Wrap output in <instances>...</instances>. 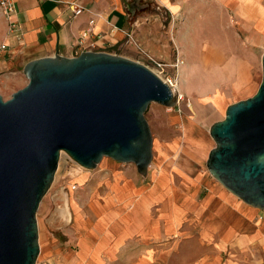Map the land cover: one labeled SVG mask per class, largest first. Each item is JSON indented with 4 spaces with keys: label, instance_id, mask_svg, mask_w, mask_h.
I'll use <instances>...</instances> for the list:
<instances>
[{
    "label": "crops",
    "instance_id": "obj_1",
    "mask_svg": "<svg viewBox=\"0 0 264 264\" xmlns=\"http://www.w3.org/2000/svg\"><path fill=\"white\" fill-rule=\"evenodd\" d=\"M71 2L81 5L83 11L74 16L69 8ZM13 3L9 21L5 18L7 32L2 44L6 49L0 51V71L17 70L19 66L23 69L28 61L52 56L56 51L74 57L85 50L110 52L116 46L131 49L139 46L166 63L173 61L177 49L185 60L178 82L190 83L194 79L196 87H203L201 94H210L208 88L247 89L254 94L259 86L264 53V0H13ZM11 24L16 27L13 35L9 34ZM87 28L91 32L80 46L81 34ZM172 71L167 69L169 74ZM208 101L216 100L212 97ZM146 175L118 171L93 181L106 184L108 189L104 203L98 199L94 202L98 230L92 231L102 238L91 243L90 236H82L73 260L76 264H158L169 247L164 239L180 232L178 228L185 216L194 227L199 224L200 215L205 241L216 238L223 247L228 245L229 238L249 243L254 262L264 264V216L255 208L235 205L228 207L227 213H216L210 202L219 204L227 197L216 187V192L198 207L173 191L169 211L170 187L163 177L154 176L151 181L146 180ZM193 178L200 181L198 176ZM69 201L67 197L65 207ZM213 222L215 232L211 233ZM107 224L112 226L108 233ZM207 257L206 254L205 263Z\"/></svg>",
    "mask_w": 264,
    "mask_h": 264
},
{
    "label": "water",
    "instance_id": "obj_2",
    "mask_svg": "<svg viewBox=\"0 0 264 264\" xmlns=\"http://www.w3.org/2000/svg\"><path fill=\"white\" fill-rule=\"evenodd\" d=\"M22 72L27 84L7 100L0 95V264H36L37 210L62 152L88 170L109 157L145 176L153 156L145 111L152 102L178 103L152 69L106 51H56L28 61ZM209 134V173L264 211V53L256 92L228 105Z\"/></svg>",
    "mask_w": 264,
    "mask_h": 264
},
{
    "label": "rangeland",
    "instance_id": "obj_3",
    "mask_svg": "<svg viewBox=\"0 0 264 264\" xmlns=\"http://www.w3.org/2000/svg\"><path fill=\"white\" fill-rule=\"evenodd\" d=\"M166 20H169V16ZM6 32L5 16L0 10V46ZM109 51L137 61V49L116 46ZM184 65L185 60L179 71L185 67ZM14 69L9 71L4 68L0 71V95L4 100L9 99L12 93L27 84L21 66L17 70ZM172 72L171 75H174L175 70ZM260 81L261 68L258 83ZM194 84V79L190 83L177 82L178 92L187 93L182 96L179 110L155 102L150 103L146 109L144 116L153 139V156L146 180L152 181L154 176L163 177L166 185L170 187L169 211L172 209L173 191L198 207L209 194L216 192V187L227 196L223 197L219 204L210 202V207L214 208L216 213L223 214L225 211L227 213L228 207L235 205L250 209L252 207L230 193L209 173L206 160L209 151L215 147V142L209 134L210 126L224 118L228 105L253 94L247 89L231 91L226 88H208L210 94H201L203 87H196ZM212 97L216 101H208ZM188 132L201 141L202 153L196 150L197 144L186 141ZM181 145L192 149V152L185 151ZM193 149L197 152L195 153ZM118 171L127 175L138 173L133 163H121L109 157H104L95 169L88 170L79 166L66 153H61L54 180L37 210L40 252L36 264H76L73 260L79 251L81 237L90 236L91 243H96L102 238L95 233L96 231H92L98 230L94 202L98 199L104 203L108 189L106 184H96L93 181L98 176L112 175ZM195 176L200 177V181L196 182L193 178ZM74 183L77 184V188L72 190L71 186ZM67 197L70 198V215L65 207ZM72 201L76 203V208L72 206ZM253 210L264 216L258 209ZM198 218L199 224L191 227L185 216L178 228L180 232L164 239V243L169 247L164 251L158 264H256L250 253L252 248H249V243L235 242L234 238H229L228 245L223 247L218 244L216 238L205 241L202 216ZM213 224L214 222L209 228L211 233L215 232ZM105 228L108 233L112 226L107 224ZM209 251L210 253H207ZM206 254L209 256L208 263L204 260Z\"/></svg>",
    "mask_w": 264,
    "mask_h": 264
},
{
    "label": "built area",
    "instance_id": "obj_4",
    "mask_svg": "<svg viewBox=\"0 0 264 264\" xmlns=\"http://www.w3.org/2000/svg\"><path fill=\"white\" fill-rule=\"evenodd\" d=\"M69 8L72 10V13L74 16L80 14L83 11V7L79 4H77L76 2H71L69 4ZM0 10L3 13V15L5 16L6 20L9 21V16L14 11L13 0H0ZM15 31H16L15 25L14 24L9 25V34L13 35V34H15ZM90 32H91L90 28H87L82 32L80 40H79L80 46H82L84 44L85 39L88 37ZM130 35H131V33L128 32L127 33L128 38L131 37ZM5 49H6V45L1 44L0 51L5 50ZM137 50H138L137 62H140V63L144 64L145 66L149 67L150 69H152L166 83H168V85L172 88L174 93L177 94L178 103L174 107H169V108L180 109L179 108V102L182 100V95L177 90V82H178V72L184 64V59L179 54V51L177 49H175V55H174L173 61L170 63H166V62L157 60L156 58H154L153 56L148 54L145 50H143L139 46H138ZM168 68H172L173 70H175V74L174 75L169 74L167 72ZM76 188H77V184L76 183L72 184L71 189L75 190Z\"/></svg>",
    "mask_w": 264,
    "mask_h": 264
},
{
    "label": "bare ground",
    "instance_id": "obj_5",
    "mask_svg": "<svg viewBox=\"0 0 264 264\" xmlns=\"http://www.w3.org/2000/svg\"><path fill=\"white\" fill-rule=\"evenodd\" d=\"M186 132V131H185ZM193 135H191V134H189V132L187 133V137H186V141H190V142H192V143H194V144H197V148H196V150L198 151V152H200V153H202V151H203V144L201 143V141L200 140H198V139H196V138H194V137H192ZM180 145V144H179ZM187 145V144H186ZM181 146H183V145H181ZM183 149L185 150V151H187V152H192V149H189L187 146H183ZM195 149H193V151H195V153L197 152ZM159 182H161V181H159ZM72 206L74 207V208H76V203H74V201H72ZM66 209H67V211H68V213L69 214H71L70 213V210H69V205L67 204L66 205Z\"/></svg>",
    "mask_w": 264,
    "mask_h": 264
}]
</instances>
